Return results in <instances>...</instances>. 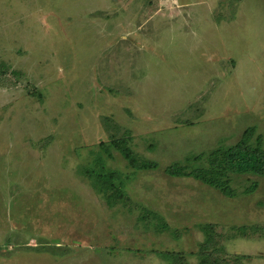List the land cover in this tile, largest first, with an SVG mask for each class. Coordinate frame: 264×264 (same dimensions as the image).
Listing matches in <instances>:
<instances>
[{
	"label": "rangeland",
	"instance_id": "obj_1",
	"mask_svg": "<svg viewBox=\"0 0 264 264\" xmlns=\"http://www.w3.org/2000/svg\"><path fill=\"white\" fill-rule=\"evenodd\" d=\"M251 126L264 0H0V264H264L263 176L165 172Z\"/></svg>",
	"mask_w": 264,
	"mask_h": 264
},
{
	"label": "trees",
	"instance_id": "obj_2",
	"mask_svg": "<svg viewBox=\"0 0 264 264\" xmlns=\"http://www.w3.org/2000/svg\"><path fill=\"white\" fill-rule=\"evenodd\" d=\"M256 134L254 126L244 130L241 138L226 148H216L207 155L206 166L180 165L173 164L165 169V172L172 177H194L201 182L219 189L224 195L233 196L234 190L230 184V174H255L264 177V138ZM129 164L135 169H150L157 166L156 162L140 159L136 156L133 149L124 139H115L112 141ZM105 149H108L104 147ZM201 159L202 156H198ZM94 174L95 178L101 180L105 185L114 190V195L122 196V180L118 179L115 172L96 171L88 169ZM115 180L119 183L116 184ZM257 183H253L248 190H253ZM208 239H212L208 235ZM207 247V246H206ZM205 247V248H206ZM210 251L202 250L200 255H208ZM172 257L175 255H171ZM208 264L207 259L206 263ZM215 264V262H210Z\"/></svg>",
	"mask_w": 264,
	"mask_h": 264
}]
</instances>
